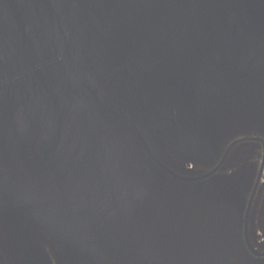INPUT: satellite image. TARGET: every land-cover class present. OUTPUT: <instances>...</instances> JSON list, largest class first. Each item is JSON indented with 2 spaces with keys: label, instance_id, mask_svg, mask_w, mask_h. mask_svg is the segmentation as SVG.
<instances>
[{
  "label": "water",
  "instance_id": "obj_1",
  "mask_svg": "<svg viewBox=\"0 0 264 264\" xmlns=\"http://www.w3.org/2000/svg\"><path fill=\"white\" fill-rule=\"evenodd\" d=\"M208 2L0 0V84L9 85L6 93L11 94L0 100V214L5 217L0 221V264H45L34 251L13 242L8 232L14 225L29 236L37 223L49 224L52 231L64 228L67 245L82 264H264V259L236 252L242 201L253 186L243 172L249 167L208 187L212 176L232 161L233 155L227 157L230 148L199 178L182 180L169 168L164 170L168 177L155 174L149 180L145 175L152 174L149 166L157 160L144 137V121L166 141L172 134H184L190 143L191 132L204 131L205 115L203 109L181 103L184 96L177 93L172 74L156 75L172 61L148 63L147 57L133 54L131 59H136L129 63L126 47L133 33L142 40L150 19H175L177 33L184 30L194 37L178 43L187 44L186 51L206 52L218 38L201 29L199 19L210 25ZM257 7V13L244 19L264 33V3ZM215 20L224 36L233 34ZM240 39L239 56L207 77L247 62L264 47L261 41L242 57L243 45L253 43ZM74 78L102 79L99 107L92 101L93 92L84 96L78 84L76 90H66L76 95L68 106L50 100L58 89V95L66 94L57 83L66 89ZM241 141L264 145L263 139ZM262 157L252 196L264 171ZM24 175L47 185L28 186ZM160 184L167 188L160 189ZM65 208L76 220H59ZM91 210L98 212L97 221L85 215Z\"/></svg>",
  "mask_w": 264,
  "mask_h": 264
},
{
  "label": "rangeland",
  "instance_id": "obj_2",
  "mask_svg": "<svg viewBox=\"0 0 264 264\" xmlns=\"http://www.w3.org/2000/svg\"><path fill=\"white\" fill-rule=\"evenodd\" d=\"M263 3L264 0H209L208 6L212 12L209 9L208 11L212 17L208 16L207 20L210 25L207 26L203 20L199 19V21L202 24L201 29L205 28L213 36L215 33L218 38L213 40L206 52L203 53L199 51L193 53L192 49L186 51L184 48L187 44L181 41V44L178 43V39L184 40L193 36L190 32V36H187L186 32L188 31L184 30L177 33L176 29H180V27L175 19H150L147 32L142 40L138 39L137 33H133L130 46L126 47L131 51L128 62L144 57H147L148 63L155 62V59L162 63L172 61L171 64L156 72V75L172 74L169 77L173 78L177 84V93L184 96L180 102L186 107L196 106L203 109L205 115L204 131L200 133L191 132L190 140L193 142L190 143H186L187 138L184 134H172L170 139L166 141L165 136L144 121L145 126L142 129L144 137L155 152L157 160L156 163L149 166L153 171L152 174L151 172L145 173L149 180H152L151 175L155 174L168 177L164 172L168 168L169 173L182 180L202 177L222 161L229 148L231 150L227 157L233 155L232 161L228 159L224 167L212 176L208 187L213 188L216 185H221L224 175L237 173L239 169L246 166L249 167V170H243V172L248 174L247 176L251 178L252 182L257 179L258 168L262 164V156L264 155V145L262 141L243 143L241 140L249 138L264 140V47L254 57L249 58L247 62L230 64L226 69L213 76H207L212 70L239 56L236 39L241 40L240 38L246 37L250 40V44L253 43V45H243L242 57L250 55L252 50L261 45V41H264V33L258 32L260 26L254 24L252 20L248 23L247 19L251 18L252 13H257V6L263 5ZM244 17L248 18L244 19ZM212 18L221 21L233 34L227 32L224 36L222 30L216 29L219 28L218 22ZM191 24L194 25L192 22ZM241 28H245L251 33L254 30L257 33L248 36L245 34L247 30L244 32ZM133 54H138V56L131 59ZM185 59L186 61H184ZM48 62L60 64V60H48ZM260 66L263 71H261ZM243 67H245L244 71H240ZM81 68L82 66H79V69ZM101 80L89 81L87 78L82 80L74 78L69 80L66 89L57 83V87L66 94L58 95V89L50 100L55 105L62 107L66 103L65 105L68 106L76 95L67 94L66 90H76L74 84H78L84 96L93 92L92 101L97 103L99 107V101L102 102V100L97 92ZM123 80L118 79L117 82H123ZM88 90L91 92L86 93ZM7 91H9V85L1 83L0 100L5 96H11L10 93H6ZM111 100L117 104L116 99ZM4 107H7V104ZM128 115L130 114L128 113ZM207 142L210 145L207 146ZM189 147H193V149ZM46 150L50 153L49 148ZM232 162L235 165H229ZM166 164H169L170 167ZM24 180L28 186L47 185L45 182H35L29 175H24ZM160 185L162 186L160 189L167 188V185ZM180 185L182 184L180 183ZM247 195L242 201L243 207L239 216L241 225L245 207L248 209L252 199V196L247 198ZM257 201L264 203V172L262 182L258 186ZM67 205L75 210V205L70 202H67ZM253 210L254 215H256L255 207ZM71 212L74 213L65 208V212L59 216V220L63 223L68 222V219L76 220V216ZM85 215L91 221L98 220V212L95 210H91ZM236 215L237 212H235V217ZM4 219L5 217L0 214V221L2 222ZM59 227L60 229L56 228L52 231L49 224L37 223L31 228L28 236L27 233H19L16 227L12 225L8 232L13 242L19 243L20 247L34 251L37 257L43 259L45 264H82L79 259L80 255L75 254L67 245L65 229ZM49 233H53V235ZM251 234L256 235L255 228ZM249 240L255 250L264 251L263 242L252 238ZM235 243L238 248L237 253L242 250V256L251 255L248 251V245L242 238L241 228L239 238L235 240Z\"/></svg>",
  "mask_w": 264,
  "mask_h": 264
},
{
  "label": "flooded vegetation",
  "instance_id": "obj_3",
  "mask_svg": "<svg viewBox=\"0 0 264 264\" xmlns=\"http://www.w3.org/2000/svg\"><path fill=\"white\" fill-rule=\"evenodd\" d=\"M262 159H263V157H262ZM260 168H261V165L258 168V173L260 171ZM262 177H263V174H262ZM262 177L259 179V184L262 182ZM256 181H257V179L253 182L252 188L250 187L247 198L248 197L251 198V196L253 194V187H254ZM257 193H258V188H257L255 194L252 196V199H251V202H250L248 209H247V207H245V210L243 213V218H242L241 235H242V238L245 241L246 245H248L247 247L249 249L248 251L250 252V254L256 258L264 259V251L258 252L257 250H255L251 246L250 240H249L250 238H252V239H255L256 241H260V242L264 243V203L262 204L261 201H259V202L257 201ZM254 207L257 211L256 215H254V210H253ZM247 213H248L247 221H245ZM254 228L256 229V235L251 234V231Z\"/></svg>",
  "mask_w": 264,
  "mask_h": 264
}]
</instances>
